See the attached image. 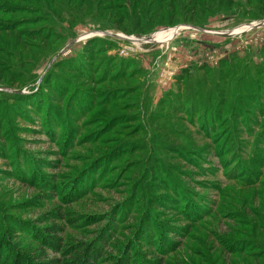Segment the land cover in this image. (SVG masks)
<instances>
[{
	"label": "rangeland",
	"instance_id": "rangeland-1",
	"mask_svg": "<svg viewBox=\"0 0 264 264\" xmlns=\"http://www.w3.org/2000/svg\"><path fill=\"white\" fill-rule=\"evenodd\" d=\"M263 22L0 0V264H264Z\"/></svg>",
	"mask_w": 264,
	"mask_h": 264
},
{
	"label": "water",
	"instance_id": "water-1",
	"mask_svg": "<svg viewBox=\"0 0 264 264\" xmlns=\"http://www.w3.org/2000/svg\"><path fill=\"white\" fill-rule=\"evenodd\" d=\"M264 26V22L263 23H260V24H256V25H252V29L251 30H253V29H256V28H261V27H263ZM191 28V27H190ZM195 30H198V29H195ZM198 31H202V30H198ZM244 34V33H243ZM137 41V40H136ZM139 42V41H138ZM143 42H149V39L147 38V39H144V41Z\"/></svg>",
	"mask_w": 264,
	"mask_h": 264
},
{
	"label": "bare ground",
	"instance_id": "bare-ground-1",
	"mask_svg": "<svg viewBox=\"0 0 264 264\" xmlns=\"http://www.w3.org/2000/svg\"><path fill=\"white\" fill-rule=\"evenodd\" d=\"M232 34H233V33H232ZM221 35H223V36H233V35H231V34H221ZM155 38H157V36H153V37H152V39H155ZM152 39H151V40H152Z\"/></svg>",
	"mask_w": 264,
	"mask_h": 264
},
{
	"label": "trees",
	"instance_id": "trees-1",
	"mask_svg": "<svg viewBox=\"0 0 264 264\" xmlns=\"http://www.w3.org/2000/svg\"><path fill=\"white\" fill-rule=\"evenodd\" d=\"M157 263H158L157 260H154V261H153V264H157Z\"/></svg>",
	"mask_w": 264,
	"mask_h": 264
}]
</instances>
